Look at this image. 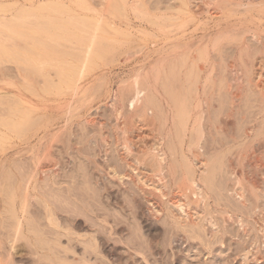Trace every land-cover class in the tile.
Here are the masks:
<instances>
[{
    "label": "rangeland",
    "instance_id": "374dc122",
    "mask_svg": "<svg viewBox=\"0 0 264 264\" xmlns=\"http://www.w3.org/2000/svg\"><path fill=\"white\" fill-rule=\"evenodd\" d=\"M184 4V0H0V234L8 235L6 244L0 243V262L94 264L97 260L84 253L92 246L88 206L95 199L105 204L118 196L127 203L136 195L140 215L128 228L137 225L144 231L143 224L148 222L146 234L137 239L149 244L137 251L126 243L132 237L129 230L123 236L107 233L108 242L101 241L99 250L108 262L264 264V247L257 249L252 243L255 236L262 243L256 229L246 236L236 218L229 219L221 211L243 209L233 191L238 175L244 176L247 209L255 202L264 210V96L244 78L251 65L247 61H257L256 53L261 56L264 14L252 23L262 34V42L251 38L252 33L246 34L245 43L251 47L246 49L240 35L226 38L206 61L199 50L195 56L176 48L174 36H182L178 37L181 46L204 34L208 39L214 32L216 11L205 9L191 20L193 14ZM236 16L231 22L248 23L243 12ZM231 22L225 21L226 30ZM162 56L166 61L161 64L157 89L165 99L155 98V103L151 98L155 107L163 100V105L171 103V109L178 105V112L189 108L201 64L208 76L204 93L207 90L211 121L218 123L233 102L238 105L230 131L212 128L200 145L212 161L205 177L211 196L203 203L204 217L213 216L218 231L200 223L188 226L187 233L179 228L174 234L165 228L152 229L155 223L164 226L151 217L142 194L132 182L124 190L111 176L114 173L109 167L118 162L120 138L115 129L114 99L123 95L127 104L137 81L139 87L146 88L145 76ZM236 73H242L244 80L235 82ZM234 92H240V97L232 99ZM126 108L124 112L129 113ZM90 118L93 123H88ZM176 122L170 136L172 160L178 173H191L193 168L183 150L186 138ZM252 125H256L258 136L253 135L257 138L245 134L246 127ZM118 166L124 174L127 167ZM251 180H257L259 189H252ZM107 187L115 193L109 194ZM111 206L121 218L128 217L129 211L122 214L113 203ZM10 249L13 254L8 258Z\"/></svg>",
    "mask_w": 264,
    "mask_h": 264
},
{
    "label": "bare ground",
    "instance_id": "6f19581e",
    "mask_svg": "<svg viewBox=\"0 0 264 264\" xmlns=\"http://www.w3.org/2000/svg\"><path fill=\"white\" fill-rule=\"evenodd\" d=\"M184 3L186 4V7L188 9L187 11H190L193 14L191 17V20H195L196 16L198 14L201 15V11L205 9H207V11L208 10L211 11L214 9L216 13L215 15H213V17L217 18L216 21L214 20L215 21L214 32L209 35L208 39L205 38L207 34H204L201 37H198L196 39L190 38L189 41H187L184 46H181L182 44L179 43L178 40L180 38L178 39V37H182V36H174V38L176 37L175 47L178 49H181V47L184 48L183 51L185 53L187 51L191 54H194L196 51L199 50L203 58L207 61V59L210 58V53L216 49H219L220 44L226 38L231 39V37H233V39H235L234 37L236 35H240L242 37L243 44H246L245 43L246 41L245 39L247 38L246 34L249 35L250 33H252V35L250 36L251 38L255 39L258 42H262L261 40L262 34L260 35V33L256 31V29H253L252 23H257L256 22L257 19L260 18V16L262 17V14H264V0H184ZM121 6H124V5H121ZM241 7H244V9L241 10ZM239 11L243 12L245 16L249 18L248 23L246 25H237L238 23L235 24L233 21L231 22L233 18L235 19L234 16H236L237 12ZM225 21L231 22V24H233L231 25L229 30L225 29V26H224ZM198 23L201 24V22H198ZM206 27H208V25ZM196 31L195 33L197 34ZM201 31L203 32V30ZM183 36L185 35L183 34ZM240 42H241V39H240ZM243 47H245V45ZM248 47H250V45L246 44V49ZM246 49H243V52ZM261 49H262L261 56L256 57L255 55L257 53L256 54L254 53L255 54L254 57L257 61H255L254 59H252L250 63H248L247 61V64H251V65H249L250 68L248 67L247 69L248 71H245L246 76L244 75V78L246 77V79L250 82L251 87L256 92L264 96V79H263L264 77V43ZM248 50L252 51V49H248ZM243 52H241L242 53L241 56L243 55ZM196 54H198V52ZM165 59L166 58L163 56L161 58H158L156 63L152 66L153 71L145 76L147 79V83L145 82V84H148V86L146 85L147 86L146 88L139 87L142 85H139L140 83L138 81L136 82V84H134L135 85L134 94L128 100L127 104L125 100L123 99L124 98L123 95L121 96L120 99L118 98L114 99L113 108L116 114V118L118 120V123L115 129H116V133L120 135V138L118 139V144H117L118 162L116 165L112 164L111 167H109L113 170L112 172L114 173L111 176H113L114 178L118 180L119 185L122 188L124 187V190H128V187H127L128 182H132L134 186L137 188V190L142 194V197L145 199L148 205L147 208L150 212L151 217L155 218L157 222L162 221V224L164 226L162 227V225L155 223L151 225L152 229L165 228V230H168L170 233L174 234L175 228H179L183 232L187 233L189 232L188 226H194L200 223L202 226H205V227L206 225H210L212 228L218 231L219 224L216 221V219L213 216L204 217L205 208L203 207V203L207 199H209L211 196L208 185H207L208 180L206 181L205 177L207 176V173L209 171V165H210V162L212 163V161L209 158V156H206V154L204 153L200 145L206 138V135L212 131V128L222 130L225 132L230 131L231 125L232 124L234 125L235 120L233 119V115H234L235 107L237 104H235L230 98H228L230 99L229 101L233 102L232 103L233 106H231L229 110L226 109L227 111L225 114L223 113L225 117L224 118L219 117L221 121L219 120L220 122L218 121V123H215V124L213 121H211V119L209 118L208 99L205 96L207 88L205 89L206 91L204 93V87L208 84V82L206 84L208 76L205 74V65L201 64L199 65L198 74H197L198 75L197 78L199 77L198 79L199 84H198V87L194 88L195 90L197 89V91L196 93H194L195 96H194V100L191 103V106H189V108L183 107L182 110L180 108L178 112L175 110L177 109L178 105L176 107L174 106V109L170 108V107H173L171 106V103L168 106L167 104L163 105L162 101L165 98L163 99L164 96L162 95L163 96L162 97L159 94V91L157 89L158 87L157 84H158L159 76L161 72V64L162 66L164 65V62L166 61ZM203 62L204 61H202V63ZM193 65H195V63H193ZM242 65L244 66L243 63ZM233 66L234 65H232V68ZM237 67H240V66H237ZM234 68L232 70L235 73ZM188 73L190 74V71ZM241 74L242 73H236V75L233 74V77L236 76L234 79L235 82L236 80H239V81L244 80L243 75ZM193 81L196 82L195 80ZM244 83L246 84L247 82L244 81ZM247 85L249 84L247 83ZM149 91L151 93H149ZM239 93L234 92L232 99L239 98L240 97ZM224 95L226 94L224 93ZM151 98H154V100L156 101V102L154 101L155 103H157V99L155 98H158L160 100L162 98L163 100L161 101V103H158V105L156 104L157 106L155 107L154 105H152ZM166 103L168 102L166 101ZM126 107H128L129 110H131L129 113L124 112ZM176 116L179 117V120L177 119ZM215 117H217V114ZM213 120H215V118ZM176 121L179 123V126H181V132L184 138H186V142H185V146L183 150L184 152L186 151V154H187L186 157L190 165L193 168V171L191 173H189V171H186V170H181L182 172L178 173L176 163L173 162L174 158L172 160V154L174 155V153L171 152L172 146H170V143L172 140L170 139V136L172 135V126L174 125L173 123ZM88 123H93V119L90 118L88 120ZM102 125L103 124L101 123L100 126L102 127ZM255 126L254 125L247 126L245 129V134L249 137H251L254 133L255 135H257V133L255 132ZM174 129L175 128H173V132H174ZM255 135H253L252 137H254ZM257 136L255 137L257 138ZM107 152H108V149H107ZM118 163L119 165L123 167L124 166L127 167V170H125L124 174L119 173ZM123 169L124 168H122V170ZM178 174L180 175L178 176ZM208 174H210V171ZM243 177L241 175H238L237 177L238 179H236L237 187L234 188L233 190L234 193L239 197V201L243 206L242 211H238V210L236 211L235 209L232 211L231 209L229 210L228 208H223V210L221 211L225 216L229 217V219L236 218V221L240 223L244 231V234L246 236L250 235V232L253 230V228H255L259 237L262 239V243L259 244V239L257 238V236H255L252 243H253L254 248L259 249L260 246L261 248L264 247V210L260 207L258 203H255V202L252 207L250 206L251 210L247 209L248 200H246V197H245L246 188H245V185L243 184V181H244ZM256 181L255 182L252 181L253 182L252 189L254 190L259 189V186H258L259 184ZM107 190L109 194L115 193L114 191H111V188L109 187H107ZM135 196L131 197L132 199H130V201L127 200V203L125 202L126 200L125 201L122 200L120 196L116 197V199L114 198L115 200L111 199V202L109 201L105 202L104 200L105 204L104 203L100 204L99 201L95 199L93 202L90 203V206H88L89 214L92 217L91 222L89 221L90 222L89 230L91 231L90 239L92 241V246L90 248H87L88 252L87 250H85L84 253L86 254V256L87 254H89L90 256L92 255L93 259L97 260V262L94 264H99V261L101 262L100 264H112L108 262V260L105 259L103 255L101 254L102 252H100L99 250L100 243L101 241H104L107 244L108 240L105 237L107 233L109 234L116 233V234H119L120 236H123V234L129 230L128 226L131 225V222H133L134 219L138 218V216L140 215V213L137 212V209H136L138 205V200H137L138 198H136ZM112 203L120 209L119 212H121L122 214L126 212L128 213L129 211L128 217L124 219L118 216L116 214L117 211H114L113 207L111 206ZM132 203H134V205ZM47 210L49 211L51 209L48 208ZM163 217H165V219L162 220ZM148 219L149 218H146V220ZM251 223L253 227L251 226ZM20 224H21L20 226H22L23 222H21ZM147 226H148V222H145L143 224L144 231H142V228L138 227L137 225H134L132 229L129 230V232H131L132 234V237H129L126 242L129 248L140 251L141 250L140 247L142 246L143 248L144 243L149 244L148 241L141 242L137 239L138 235H142L143 233L146 234L147 229L145 228ZM7 236L8 235L1 233L0 243L6 244ZM12 254L13 253H11V249H10L8 253V258L12 257ZM255 256L258 260H261L262 258L260 254H256ZM9 260L10 259H8V261ZM0 264H7V262L6 263L0 262ZM12 264H15V263H12Z\"/></svg>",
    "mask_w": 264,
    "mask_h": 264
}]
</instances>
